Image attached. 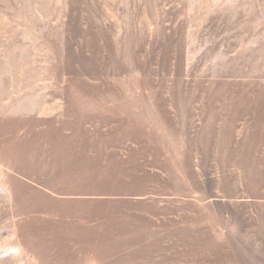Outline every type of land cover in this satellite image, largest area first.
<instances>
[{
	"label": "rangeland",
	"instance_id": "1",
	"mask_svg": "<svg viewBox=\"0 0 264 264\" xmlns=\"http://www.w3.org/2000/svg\"><path fill=\"white\" fill-rule=\"evenodd\" d=\"M0 264H264V0H0Z\"/></svg>",
	"mask_w": 264,
	"mask_h": 264
}]
</instances>
